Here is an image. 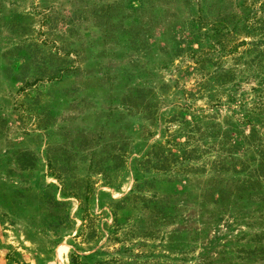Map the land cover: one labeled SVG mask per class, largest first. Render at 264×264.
Segmentation results:
<instances>
[{
	"label": "rangeland",
	"instance_id": "obj_1",
	"mask_svg": "<svg viewBox=\"0 0 264 264\" xmlns=\"http://www.w3.org/2000/svg\"><path fill=\"white\" fill-rule=\"evenodd\" d=\"M218 1L222 13H239L236 0H0V264H68L70 254L78 264H264V181L237 190L256 174L254 148L264 143V107L255 104L264 73L237 67L244 79L217 89L220 106L210 109L207 93L184 95L196 77L184 74L182 56L165 54L176 25ZM232 64L227 57L211 70ZM57 66L69 74L60 82L49 80ZM140 87L145 101L158 102L155 124L148 108L121 102ZM234 94L244 105L228 102ZM200 112L215 114L210 137ZM183 117L201 132L197 145L211 150L187 164L186 176L145 173L155 182L114 204L132 189L133 160L166 126L182 128ZM251 135L245 152L230 149V140ZM214 163L223 169L214 173ZM49 170L74 192L90 188L83 238L74 237L78 201L53 203L61 196ZM222 188L228 193L214 204ZM63 214L69 220L57 224Z\"/></svg>",
	"mask_w": 264,
	"mask_h": 264
},
{
	"label": "trees",
	"instance_id": "obj_2",
	"mask_svg": "<svg viewBox=\"0 0 264 264\" xmlns=\"http://www.w3.org/2000/svg\"><path fill=\"white\" fill-rule=\"evenodd\" d=\"M185 3L188 4L189 0H185ZM214 4L204 5L198 9L196 8L194 12H190V17L184 22V26L179 27L176 25L171 49L169 53L167 51L165 52L166 55L168 54L169 60L175 58L179 59L182 56L181 59L187 63L184 64V67H186L184 74H192L196 77V82L194 84L195 90L183 91L186 98H191L196 95L202 96L204 93H207L206 97L211 102L209 104L211 106L210 109L219 108L220 106V100L218 96H215L217 94V89L231 85V89L235 90L238 86V82L236 81L244 79L242 74H235L237 67L240 66L246 69L247 66L251 64L255 66L258 74L264 73V0H236L235 8L239 12L237 14L233 11L222 13L223 9L220 3L217 4L214 2ZM210 8L214 9L216 12L211 18L207 16ZM182 32L185 34H181ZM126 42L131 44L130 47L142 45L139 41ZM240 48H242V52L239 50ZM246 54H252V58L248 60L243 59ZM227 57H232L233 59V64L229 72L220 73L211 70L220 65ZM71 73L75 72L72 70ZM240 73H242V70ZM67 75L69 74L66 73L64 68L57 66L53 70L49 80L53 79L60 82L64 80ZM263 82L264 77L257 82V86L259 87ZM32 83L33 82H25L23 88L31 86ZM141 88L142 87L131 90L130 94H126L121 102L127 104L128 107L132 105L131 103L129 104V102H135L137 105L144 107V109L148 108L147 117L155 124L157 123L155 108L158 102L145 101L143 96L144 91ZM257 88L252 90L256 91ZM258 90L255 104L258 105V107H264V99L259 98L261 92L260 89ZM150 93V95L154 96L153 91ZM227 100L232 104L238 103V106L244 105L245 101L241 95L235 96V94L233 97L228 96ZM184 106V111L188 110V106ZM199 118L209 120L207 124L210 127H207L203 133L205 136L210 137V135L213 134V123L211 121L215 118V114H205L202 112ZM246 118L247 117L243 118L242 121L246 122ZM181 124L182 128H178L171 132L166 126V128L162 129L160 140H153L142 149V154L137 155V158L133 160V186L132 189L129 190V195L123 196L120 200L114 202V204H123V202H126L129 198H139L140 196L138 194H141L144 189L150 187L153 182H155L154 178H145V173H160L169 176L170 174L181 172L183 176H186V174L191 171L187 164L193 161L200 153L203 154L206 153V150H211L210 146L201 145L199 147L197 145V142H200L199 140H201L202 136L193 120L191 122L186 121L183 117ZM193 131L194 133H199L197 139L191 135ZM180 136L183 137L182 142L179 141V138H181ZM152 137L153 135L148 132L145 135V139L148 138V140L153 139ZM252 137V135L246 137L239 136L240 139H238L237 142L230 140V149H232V151L242 150L245 152L247 148L244 145L247 144L249 138ZM254 149L259 158L257 168L254 171L256 174L250 175L249 173L247 175V180L243 182V188H239L238 186V191H244L246 189L251 191L249 187L252 186V191H254V189L257 188L256 185L260 183L259 181H264L262 180L264 179V143H258ZM225 152L227 153V151ZM123 156L124 155L121 157ZM238 163L239 164H235L234 166H238L243 172L247 166H244L245 164L243 163ZM214 165H216L213 169L214 173H218L219 170L223 169L219 163H214ZM49 175L52 176L59 185L58 192L61 196V201L53 200L55 205L65 206L68 201L62 200H67L68 198H73L78 201L76 213L80 212L79 220L81 224L79 232L76 233L74 237L83 238L82 229L86 228V222L89 221L86 205L84 203L85 201L87 202L86 196L90 188L86 185L82 191L74 192L75 190L73 187H69L66 176L64 177L62 174L53 172L52 170H49ZM51 186L54 187L53 185ZM55 189H57V187H55ZM216 190L218 194H216V198L213 201L214 204L225 198L228 193L224 188ZM80 197L83 198L79 200ZM112 219L113 221L116 220L115 212H113ZM68 220V215L64 216L63 214L58 218L57 224H62ZM84 240H86L85 237ZM78 260V255L70 254L68 264H78Z\"/></svg>",
	"mask_w": 264,
	"mask_h": 264
}]
</instances>
